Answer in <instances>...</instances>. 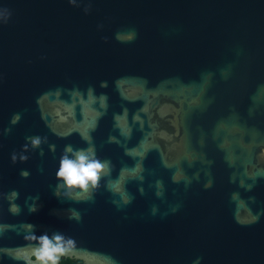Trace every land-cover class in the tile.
<instances>
[{
	"label": "water",
	"instance_id": "1",
	"mask_svg": "<svg viewBox=\"0 0 264 264\" xmlns=\"http://www.w3.org/2000/svg\"><path fill=\"white\" fill-rule=\"evenodd\" d=\"M69 144L111 162L90 200L55 195ZM44 235L59 261L264 264V0H0V264Z\"/></svg>",
	"mask_w": 264,
	"mask_h": 264
},
{
	"label": "clouds",
	"instance_id": "2",
	"mask_svg": "<svg viewBox=\"0 0 264 264\" xmlns=\"http://www.w3.org/2000/svg\"><path fill=\"white\" fill-rule=\"evenodd\" d=\"M68 2L75 5L76 0H68ZM85 11L87 12V9H85ZM135 36L136 33L133 30L129 33L128 41H132ZM101 86L107 87V83L103 82ZM20 119L21 114L14 113L10 123L15 125L20 121ZM4 131L5 133H10L11 128L5 129ZM27 139L30 141L32 148H39L42 143V139L39 136L28 137ZM44 142H47L46 138L44 139ZM28 149L29 145L25 144L23 146V152H27ZM52 150L55 151V146H52ZM23 152L19 154V160L21 162H25L29 159V157L24 155ZM41 155H43V152H41ZM17 158L18 154L14 152L11 157L13 163L17 162ZM110 170L111 162L98 158L93 147L74 148L71 144L66 145L59 161V170L56 173L57 180L62 181V183L57 185L55 195L60 196L59 189H67V191L64 193L67 198L72 199L73 193H84L87 195L83 197V200H90L93 198V193L95 190L100 187L101 180L110 174ZM21 175L23 177H27L29 173L26 170H22ZM173 179L176 181V177H173ZM188 183H191V181L188 180ZM158 186L161 188L163 187L159 184ZM211 186V181L205 185L206 188ZM157 195H162V192H158ZM17 196L18 193L13 191L9 198L15 199ZM74 200L79 202L81 201V198L79 195H75ZM123 203L125 205L131 203V197L129 195H125L123 197ZM12 210L14 212H19L20 209L14 204L12 206ZM178 210L179 205L172 209L173 212ZM73 216L77 221L82 219L80 213L78 212H74ZM33 238L37 239L35 236H33ZM54 240L55 242L50 240L47 235L41 236L39 238L40 247L37 248L35 253L38 264H58L59 255L64 254L67 251V249L64 247L63 237L56 236ZM67 244L74 246L75 240L69 239Z\"/></svg>",
	"mask_w": 264,
	"mask_h": 264
},
{
	"label": "trees",
	"instance_id": "3",
	"mask_svg": "<svg viewBox=\"0 0 264 264\" xmlns=\"http://www.w3.org/2000/svg\"><path fill=\"white\" fill-rule=\"evenodd\" d=\"M59 264H84L81 260L62 257Z\"/></svg>",
	"mask_w": 264,
	"mask_h": 264
}]
</instances>
